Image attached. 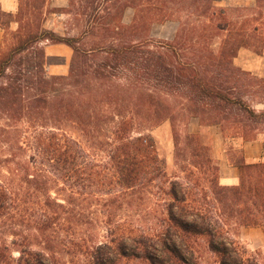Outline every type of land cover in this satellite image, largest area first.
<instances>
[{"label":"trees","instance_id":"16d2710c","mask_svg":"<svg viewBox=\"0 0 264 264\" xmlns=\"http://www.w3.org/2000/svg\"><path fill=\"white\" fill-rule=\"evenodd\" d=\"M49 1L0 6V264H201L203 244L219 264H261L232 232L264 230V163L232 142L264 120V81L233 63L263 42L264 0L240 22L217 0H67L53 13L73 36L45 27ZM171 21V42L150 38ZM44 43L73 49L66 75ZM179 118L220 128L238 185L220 184L207 132L174 134L182 176L168 174L151 131Z\"/></svg>","mask_w":264,"mask_h":264},{"label":"rangeland","instance_id":"374dc122","mask_svg":"<svg viewBox=\"0 0 264 264\" xmlns=\"http://www.w3.org/2000/svg\"><path fill=\"white\" fill-rule=\"evenodd\" d=\"M220 6L226 7L230 11V17L238 22L246 20L247 18L255 19L258 17V12L260 11V4L258 0H217ZM67 0H50L47 9H46V22L45 27L49 30H54L58 35H63L65 33L70 34L71 36L77 34V32H72L68 28V21L70 18L66 15H62L61 13H53L58 12L57 10L63 9L67 7ZM0 6L6 12L15 13L18 7V0H0ZM135 11L133 9H128L125 14L124 22L126 24H130ZM254 24H256L254 22ZM14 29L16 26L13 27ZM179 29V23L176 21L167 22L164 24H154L152 26V30L150 33V38L155 41H163V42H171ZM261 33L264 37V25L262 27ZM12 42L10 37L0 28V48H3L9 45ZM50 43H44L43 47ZM252 45L249 48H241L233 63L236 68H239L243 71L251 73L253 76H256L260 81H264V39L262 43L257 42V40L252 41ZM259 46L263 51L258 52L256 49ZM74 55V53H73ZM70 58L69 62H66V66H69L72 58ZM48 62V61H47ZM64 63L63 59H51L47 66L49 67L50 75H66L61 74V71L58 69H54L58 66H61ZM61 64V65H59ZM69 71V70H67ZM254 107L258 112L264 110V105L262 104V100L256 99L253 101ZM199 123L198 119H182L174 124L171 121L164 122L159 127L154 128L151 131L152 136L155 139L157 151L160 158L165 163L166 169L170 176L178 175L182 176L180 172V168L177 165L176 160V147H175V133L184 138L187 134H190V131L197 126ZM205 135L207 132V140H210L213 144V152L214 157L219 161V157L226 156L227 146L224 143L223 136L221 130L217 126L210 127L207 130H201V133ZM258 134V140L255 142H260L264 146V120L262 125L259 127V130L256 131ZM71 136L83 143L86 146L85 139L80 135L77 130H72ZM216 139L221 140V148L220 150L216 149ZM233 143L234 148H242L245 144L242 139L238 138ZM181 143L180 146H182ZM243 150V149H242ZM220 162V161H219ZM232 233L235 234L236 238L240 241V243L246 247L251 254L256 256L261 264H264V246L257 238H250V240H243L240 236V229L234 230ZM100 235H104V232H100ZM203 244V242H202ZM129 264H143L139 261H129ZM201 264H219L218 258L215 254H213L206 245H202L201 250Z\"/></svg>","mask_w":264,"mask_h":264},{"label":"crops","instance_id":"0c3cea01","mask_svg":"<svg viewBox=\"0 0 264 264\" xmlns=\"http://www.w3.org/2000/svg\"><path fill=\"white\" fill-rule=\"evenodd\" d=\"M47 64L52 59H63L64 63L59 64L54 69L61 71V74H65L69 70V66H66V62H69L74 51L71 47L65 44H48L46 46ZM48 70L49 67L47 66ZM200 124L198 123L191 131L190 134H198L201 132ZM221 140L216 139V149H222ZM246 162L248 164H254L258 162L264 163V146L260 142L245 143L242 147ZM220 164V184L223 186H236L240 182V171L238 168L230 166L227 162L226 156L219 157ZM240 236L243 240H250V238H257L264 246V230L261 228H241Z\"/></svg>","mask_w":264,"mask_h":264}]
</instances>
